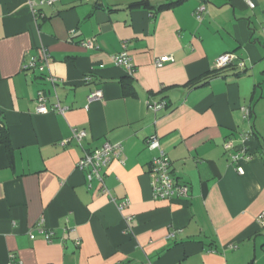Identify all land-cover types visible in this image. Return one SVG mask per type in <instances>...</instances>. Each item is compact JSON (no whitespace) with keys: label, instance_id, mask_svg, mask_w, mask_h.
Segmentation results:
<instances>
[{"label":"crops","instance_id":"obj_1","mask_svg":"<svg viewBox=\"0 0 264 264\" xmlns=\"http://www.w3.org/2000/svg\"><path fill=\"white\" fill-rule=\"evenodd\" d=\"M168 2L61 0L36 18L28 0H0V264H264V0H184L153 16ZM43 48L46 71H24ZM123 50L132 76L114 62ZM227 53L245 68L213 77ZM97 89L103 100L90 101ZM40 91L68 111L38 113ZM73 128L87 137L62 145ZM245 132L251 159L232 164L224 145L241 149ZM151 136L186 198H154ZM107 142L125 162L88 182L77 163ZM42 218L51 243L36 231Z\"/></svg>","mask_w":264,"mask_h":264},{"label":"built area","instance_id":"obj_2","mask_svg":"<svg viewBox=\"0 0 264 264\" xmlns=\"http://www.w3.org/2000/svg\"><path fill=\"white\" fill-rule=\"evenodd\" d=\"M61 0H28V5L32 9V12L36 18L41 17L40 8L44 6H54ZM250 8L254 9L255 4L249 2ZM207 10L206 6L202 5L196 12V17L201 20L203 13ZM82 46L88 49L95 48V43L93 40L84 41ZM50 59V55L47 49L43 48L38 55L33 56L30 61L24 66V71H34L44 73L47 69V65ZM173 61L172 57L160 58L156 61L157 67H162L166 62ZM114 62L117 66L124 68L129 76H132L135 67L132 62V58L128 51L123 50L115 58ZM237 63L238 67L241 69L245 68V65L239 62V58L233 53H227L220 56L216 61V69H223L227 66ZM49 81L53 84L56 80L50 76L47 77ZM89 79V78H88ZM90 101L103 100V93L101 90L97 89L92 92L89 96ZM48 97L44 91H40L37 97V108L36 111L41 114L52 112H59L64 114L69 108L62 107L60 104L55 105L53 108L49 109ZM148 107L153 111H158L167 107L165 101L162 102H148ZM251 109L246 107L243 108V117L247 120L251 115ZM72 138L62 142V145L66 146L71 141H75L78 145H81L83 140L87 137V132L85 130H80L78 128L72 129ZM252 137L251 133L245 132L240 135V142L243 145L241 149L236 150V145L234 140H229L225 143V151L230 153V160L232 164H238L240 160L247 159L250 160L251 156L246 147V143L250 141ZM147 146L150 150H157L158 155L153 158L151 162V167L149 175L151 178V187L153 191L154 198L156 200H173V199H184L188 195V186L182 184L178 179L173 177L171 171V161L166 156L165 152L162 150L160 145V139L158 136H151L147 139ZM232 152V153H231ZM124 149L120 144L105 143L100 148L95 149L90 152H85V154L79 159L77 163V169L86 172V178L88 182H92L94 179L103 182V171L108 168L112 162L118 161L124 164L123 159ZM238 171L243 174V170L238 168ZM104 192H108L104 188ZM129 205V201L126 200L119 204L120 210L124 209ZM263 215L260 219H263ZM36 231L44 235V239L51 243L53 242L54 233L52 230H47L45 228V220L42 218L36 224ZM31 240L35 239L34 232H30L29 235ZM77 246L80 245V241L76 242ZM8 264H16V258L14 255L10 256V262Z\"/></svg>","mask_w":264,"mask_h":264},{"label":"trees","instance_id":"obj_3","mask_svg":"<svg viewBox=\"0 0 264 264\" xmlns=\"http://www.w3.org/2000/svg\"><path fill=\"white\" fill-rule=\"evenodd\" d=\"M183 1L184 0H171V2L164 3V4L160 5V6H158L157 8H152V7H149V8L153 12L152 13L153 16H155L157 13H160V12L165 11V10H170V9H173L174 7L179 6L180 4H182ZM234 65H235V63L231 64V65H229V66H227L226 68H223V69H216V70H214V72H212V76L214 77L219 72H221L224 69H227L229 67H233ZM42 76H44V75H42ZM150 101H151V99H150ZM162 101H165V100H162ZM162 101H160V102H162ZM1 132H2V142L6 145V148L10 149V142H9V138L7 136V129L5 128V126H1Z\"/></svg>","mask_w":264,"mask_h":264}]
</instances>
